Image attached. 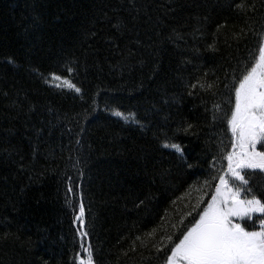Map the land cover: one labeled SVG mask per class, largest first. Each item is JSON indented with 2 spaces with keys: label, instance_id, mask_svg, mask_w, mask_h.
<instances>
[{
  "label": "trees",
  "instance_id": "trees-1",
  "mask_svg": "<svg viewBox=\"0 0 264 264\" xmlns=\"http://www.w3.org/2000/svg\"><path fill=\"white\" fill-rule=\"evenodd\" d=\"M240 2L0 0V264L86 259L81 204L91 233L84 244L98 264H160L151 243L141 247L135 238L147 242L160 226L158 241L211 198L214 185L204 181L214 174L213 156L217 169H227L220 148L232 150L231 132L222 118L235 96L223 83L250 61L257 41L251 32L239 42L232 34L264 20L235 9ZM53 73L81 92L56 87L63 80ZM217 77L213 90L197 84ZM187 124L195 134L183 131ZM165 144L179 145L183 158ZM245 174H254L246 178L261 198L264 172Z\"/></svg>",
  "mask_w": 264,
  "mask_h": 264
},
{
  "label": "snow or ice",
  "instance_id": "snow-or-ice-1",
  "mask_svg": "<svg viewBox=\"0 0 264 264\" xmlns=\"http://www.w3.org/2000/svg\"><path fill=\"white\" fill-rule=\"evenodd\" d=\"M234 7L264 18V0H260L259 8H257L256 0H252L251 3L241 0L240 3H235ZM38 21L39 17H33V25H36ZM114 27L119 29V25ZM223 27L224 25H217V32ZM249 32L257 38L255 48L250 53V61L246 62L242 69L233 70L231 83H223V88L228 92L234 90L235 96L234 105L230 109L231 114L225 113L222 118L227 120L228 131L231 132L232 150L220 148V159L227 161V169L222 166L217 169L216 156H213L212 161L209 162L210 171L214 174L209 179H205L204 187L211 190L214 185V191H210L211 198L206 201L202 198L198 200L180 217L178 224H171L174 231L167 232L165 229L164 233L159 235L158 241L156 237L160 226H157V230L147 233V242L140 236L135 238L140 241L141 247L147 248L151 243L160 264H264V202H262L264 195L257 198L253 194V185L246 176L254 174L242 175L240 171L247 168L260 169L264 172V151L257 150L258 144L264 147V20L258 30L249 26L247 30L241 28L238 33L232 35L239 42L247 39ZM177 38L182 37L177 36ZM209 48L214 49V45H209ZM9 62L13 61L10 59ZM68 71L72 72L74 69L69 67ZM237 71H239L238 75ZM204 76L206 78L208 73H204ZM52 79L63 80V83L57 84L56 87L67 86L69 89H74L76 93L81 92V89L71 81L55 73L52 74ZM224 79L227 81V74ZM219 83V77L212 82H208L207 79L197 81L199 87L206 91L213 90ZM197 84H190V89H195ZM188 94L193 96L196 93L190 90ZM212 94L218 93L213 91ZM213 109V120H216L215 113L220 111V105L214 104ZM113 115L122 116L123 114L114 110ZM193 129L194 125L187 124L183 131L188 133L193 132ZM76 143L79 144L80 141L77 140ZM222 144L223 141H221ZM165 147L174 148L183 158L179 145L165 144ZM80 162L78 159L77 163ZM188 167L191 168L192 165L189 164ZM69 180L71 181V178ZM236 181L240 182L239 185ZM242 190L245 193L243 199H241ZM68 192H74L71 185ZM248 195H251L250 199L247 198ZM144 203V200H140L136 207L139 208ZM254 213L261 214L257 217L259 230L250 231L239 221L244 218L252 220ZM161 220L164 221L165 218L161 217ZM76 222L80 229L77 233L81 239L80 247L87 254V258L83 259L79 253H76L77 264H98L95 260V249L91 243L87 247L84 244V240L90 237L91 233L88 230L83 204L80 205ZM164 241L168 243L165 244ZM135 250L134 242L132 251Z\"/></svg>",
  "mask_w": 264,
  "mask_h": 264
},
{
  "label": "rangeland",
  "instance_id": "rangeland-1",
  "mask_svg": "<svg viewBox=\"0 0 264 264\" xmlns=\"http://www.w3.org/2000/svg\"><path fill=\"white\" fill-rule=\"evenodd\" d=\"M258 146H259V144L257 145V150L260 151V149H258ZM246 170H258V171H261L260 169H247V168H246V169H242V170H240V171H241V174H243V172L246 171ZM236 183H237V185H239L240 182H239V181H236ZM241 199H243V198L241 197ZM254 215H261V214H260V213H254L253 216H254ZM245 220H248V219H247V218H244V221H245ZM241 221H242V220H241ZM239 222H240V221H239ZM257 230H259V229H257Z\"/></svg>",
  "mask_w": 264,
  "mask_h": 264
}]
</instances>
